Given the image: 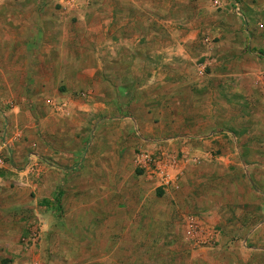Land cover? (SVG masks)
<instances>
[{"label":"rangeland","instance_id":"rangeland-1","mask_svg":"<svg viewBox=\"0 0 264 264\" xmlns=\"http://www.w3.org/2000/svg\"><path fill=\"white\" fill-rule=\"evenodd\" d=\"M115 1L0 0V194L6 202L21 195L27 202H35L33 207L37 211V215L30 216L24 210L14 212L13 220L6 218V224H1L3 228L0 225V236L7 238L10 234L12 239L6 240L4 246L0 244V264H52L53 260L60 264H81L83 238L63 235L73 232L79 236V226L70 221L67 224V216L69 220L80 217L75 209L80 203V193L135 190L151 193L158 200L166 198L168 204L173 203L172 195H206L204 177H196L201 159L180 151L185 140L212 139L218 147L211 153L213 157L228 155L229 150H223L233 147L231 155L235 158L252 165L260 159L263 165L260 162L258 166L264 167V3L200 0L203 8L199 14L214 17L217 26H231L233 20L240 24L247 38L243 41L245 49L233 53L216 51L210 48L212 45L207 49L201 39L200 50L192 48L193 61L186 62L187 58L180 60V57L176 61L177 57L171 56L167 66L168 88L151 87L141 93L133 89L134 95L130 88H115L108 74L103 79L109 86L103 88L98 73H93L87 82L71 77L67 83V72L56 70L59 64L64 68L62 62L55 64L53 72L44 69L43 49L51 54L45 60L55 62L53 49L40 47L41 41L39 46L23 45L33 34H47L51 38L49 34L60 32L65 26L57 24L52 30V24L39 19L30 23L29 16L66 18L67 32L84 33L86 41L87 29H92L94 36L106 31L110 34L118 22L126 27L127 18L135 19V33H143L146 27L142 17L146 14L136 10L138 16L131 9L128 14V8L125 5L119 8ZM135 1L140 10L147 7L146 3L150 5L156 20L147 25L151 32L159 33V22L165 20V14L157 12L159 9L177 10L171 16L175 18L197 10L187 7V0ZM105 19L107 24L103 22ZM183 28L182 24L168 25L167 31L175 35ZM220 31L223 32L216 30L210 40L212 44L221 41ZM83 41L81 44L77 41L78 46L71 50L87 53L88 63H94L96 50ZM107 52H111L110 47ZM50 66L47 64V68ZM182 66L189 72H179L177 69ZM158 74L154 72L155 78ZM182 79L195 85L192 91L177 88ZM198 83H204L200 84L203 88H198ZM182 93L201 95L193 112L210 105L213 112L208 118L193 114L189 120L178 119L183 105L177 97ZM195 126L205 130L199 131L201 134L210 135L182 137V128ZM218 177L223 180L224 176ZM49 207L53 215H42V210ZM43 217L47 221L45 226ZM201 220L198 214L185 213L177 221L189 227H183L185 231L181 234L169 235L182 237L200 248L214 247L223 232L204 228L198 223ZM95 230L92 228L89 233L93 238ZM51 233L55 235L53 240ZM154 264H174V261Z\"/></svg>","mask_w":264,"mask_h":264},{"label":"crops","instance_id":"crops-1","mask_svg":"<svg viewBox=\"0 0 264 264\" xmlns=\"http://www.w3.org/2000/svg\"><path fill=\"white\" fill-rule=\"evenodd\" d=\"M258 1L260 5L264 3V0ZM115 2L119 8L125 5L123 7L128 8V14H130V9L138 16L139 12L137 13L136 10L146 14L145 17H142V23L146 27L143 33L134 32L136 24L134 18L126 19L121 16V19H126V27L123 26L124 23L116 21L118 25L110 34L107 33V29H104L106 32L95 36L92 34V29H87L86 41L83 37L84 33L67 32L66 18L29 16L27 19L30 23H35L39 19L43 23L52 24V30H54L53 26L57 24L65 26L60 32L56 30L49 34L51 38L47 34H33V37L29 41H25L26 43L23 45L39 46L40 44V47L44 45L48 46L50 50L53 49L56 52L55 62L45 60L51 54L48 49H43L44 69L53 72L55 64L62 62L64 68H61L59 64L56 70L67 72V83L72 79L71 77L87 82L93 77V73H98L97 76L100 78L99 81L103 88L104 85L109 86V83L103 79L104 74H108L107 76L111 78L115 88H130L132 95L136 93L133 89H138L141 93L145 91L144 89L151 87L168 88L169 81L166 77L169 69L167 66L171 56H176V61H180L182 58H187L186 62L193 61L195 58L193 59L192 56V48L195 46V50L199 51L201 39L206 43L207 49L211 45L210 48L216 51L222 50V52L228 53L245 49L246 44L243 41H246L247 38L241 31L240 24L233 20L231 26L226 24L217 26L214 17H209V15L204 17L203 12L202 15L199 14L200 9L203 8L200 0H197L196 3H189L187 0L186 6L197 10L195 12L188 11V15L184 13L181 17H171L178 12L177 10L173 9L172 12L171 9H159L157 12L166 16L164 21L159 22L161 25L159 33L151 32L147 28V25L150 26L151 23L156 22L151 15L152 10L149 4L146 3L147 7L140 10L136 7L135 0H122L121 2L117 0ZM103 22L107 24L108 19ZM177 24H182L183 30H178L175 35L170 34L167 31L168 25ZM176 28L180 29L178 26ZM216 30L223 32L219 33V36H222L221 41L214 45L210 40L216 35ZM167 40L170 42L168 43ZM38 41L41 42L38 44ZM70 41L75 43H71V45ZM77 41H80V44L82 41L87 42L91 50H96L94 63H88L87 53H75L71 50L78 46ZM153 45L154 48H152ZM25 46L24 48H26ZM109 47L110 53L107 52ZM139 54L143 55L142 58ZM179 57L180 60H178ZM27 63L29 62L27 61ZM47 64H51V66L47 68ZM43 66L39 65L40 68ZM182 67L177 70L189 72L190 69L186 67L182 69ZM154 72L159 73L158 78H155ZM177 84V88H183L188 92L192 91L195 86L191 85L190 80L183 79L179 80ZM198 84V88H203L200 84L204 83ZM177 98H180V103L183 105L180 111L181 115H178L180 120H189L194 117L193 114H197L200 118H208L207 116L213 112L211 105L205 109L199 108L196 113L193 112L194 106L199 105L198 102L202 99L201 95L182 93ZM185 105H191L192 108L186 109ZM199 131L204 133L205 130L196 126L193 128L184 127L181 135L182 137L210 135L209 132L201 134ZM211 140L198 141L194 139L191 142L188 139L183 141L180 146L181 152L201 159L200 164L197 165L201 170L198 171L196 177L199 179L201 176L204 177L203 186L205 189L208 188L206 195L200 197L193 194L172 195L173 197L171 196L170 199L173 203L168 204L166 198L158 200L151 193L144 194L135 190L105 191L89 195L80 193V203L76 204L78 208H75L80 217L69 220L67 216V224L70 221L74 226H79V232H77L79 236H74L73 232L63 234L76 239L83 238L81 247L85 250L83 253H79L80 263L154 264L166 263L173 259L174 264H264V167L258 166L261 162L260 159H256V163L252 165L251 162L235 158L231 155L233 147L223 150H229L230 154L213 157L211 153L218 147ZM261 164L263 165L262 162ZM249 166L252 167V170ZM221 174L224 176L223 180L218 177ZM27 201L26 198L19 195L6 202V199L0 194V225L6 224V218L13 220L14 212L20 210H24V214L28 216L37 215V211L33 207L35 202ZM50 207L45 208L49 209L48 211L42 210V215H53V209ZM188 212L189 214H198L202 219L198 223L204 228L221 229L223 235H220L214 247L200 248L191 241L183 240L182 237L175 238L173 235H169V233L177 232L181 234L185 231L184 228L189 227L188 224L184 223L182 226L179 224L180 220L177 221L178 217H183ZM43 222L44 226L47 225L44 217ZM92 228H96L95 238L89 234ZM54 236L51 233L52 240ZM6 240H12L10 234L7 238L0 236L1 245L4 246ZM52 264L60 263L53 260Z\"/></svg>","mask_w":264,"mask_h":264},{"label":"trees","instance_id":"trees-1","mask_svg":"<svg viewBox=\"0 0 264 264\" xmlns=\"http://www.w3.org/2000/svg\"><path fill=\"white\" fill-rule=\"evenodd\" d=\"M159 195H161V193H159Z\"/></svg>","mask_w":264,"mask_h":264}]
</instances>
